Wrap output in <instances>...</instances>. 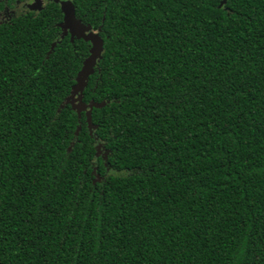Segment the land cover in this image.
<instances>
[{"label": "trees", "instance_id": "16d2710c", "mask_svg": "<svg viewBox=\"0 0 264 264\" xmlns=\"http://www.w3.org/2000/svg\"><path fill=\"white\" fill-rule=\"evenodd\" d=\"M220 2L77 0L80 112L59 8L0 24V264H264V0Z\"/></svg>", "mask_w": 264, "mask_h": 264}, {"label": "water", "instance_id": "95a60500", "mask_svg": "<svg viewBox=\"0 0 264 264\" xmlns=\"http://www.w3.org/2000/svg\"><path fill=\"white\" fill-rule=\"evenodd\" d=\"M224 2L225 0H221L220 5L224 4ZM60 10L63 14L62 23L59 24V28L61 30L60 38H62L63 35L68 32L70 34V40L75 37L77 39H83L84 41L90 43L88 56L83 60L82 66L74 78L75 84L71 87L70 93L66 97L64 104H70L71 108L76 110L77 112L86 110L87 108L91 109L92 107L99 108L103 105L102 103H83L81 100V93L86 86L88 76L93 73V68L97 60H99L101 57L103 42L97 34L92 33L88 27L84 26L82 23H80L79 20L75 18L74 9L71 3L62 2L60 4ZM54 45L55 44L53 43L51 47H53ZM74 102L77 103L76 106L74 105ZM89 114L90 111L88 110L86 115L88 117L87 120L90 125Z\"/></svg>", "mask_w": 264, "mask_h": 264}, {"label": "flooded vegetation", "instance_id": "af4514ba", "mask_svg": "<svg viewBox=\"0 0 264 264\" xmlns=\"http://www.w3.org/2000/svg\"><path fill=\"white\" fill-rule=\"evenodd\" d=\"M77 0H1V4H0V24L6 23L8 21H10L11 19L15 18L18 15H22V14H37L40 11H42L43 9H45V7H47L48 5H54L57 6L60 10V4L62 2H69L71 3V5L73 6L74 9V16H75V5L74 3H76ZM61 12V10H60ZM75 18L77 20L81 22V20L75 16ZM63 20V14L61 12V20L56 23L57 28L59 29V39H63L65 37L68 38L69 42H73L74 40H78V41H84L83 39H77L75 37H73L72 40H70V34L67 32L65 35H63L62 38H60L61 35V30L59 28V24L62 23ZM83 24V23H82ZM84 26L88 27L89 30L92 33L97 34L101 40V30L100 27L97 28H93V26L91 25H87V24H83ZM59 41V40H58ZM87 43L88 45V50L90 48V43L87 41H84ZM99 153V152H98ZM103 152H100L99 154L101 155Z\"/></svg>", "mask_w": 264, "mask_h": 264}, {"label": "rangeland", "instance_id": "374dc122", "mask_svg": "<svg viewBox=\"0 0 264 264\" xmlns=\"http://www.w3.org/2000/svg\"><path fill=\"white\" fill-rule=\"evenodd\" d=\"M76 104H77V103H76V102H74V105H75V106H76ZM98 152L100 153V152H101V150L99 149V150H98Z\"/></svg>", "mask_w": 264, "mask_h": 264}]
</instances>
